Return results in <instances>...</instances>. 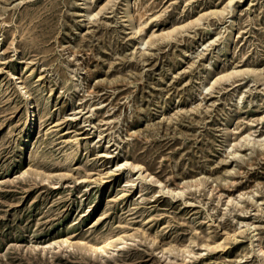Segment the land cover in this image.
<instances>
[{"label":"rangeland","instance_id":"1","mask_svg":"<svg viewBox=\"0 0 264 264\" xmlns=\"http://www.w3.org/2000/svg\"><path fill=\"white\" fill-rule=\"evenodd\" d=\"M259 247L264 0H0V264Z\"/></svg>","mask_w":264,"mask_h":264},{"label":"bare ground","instance_id":"2","mask_svg":"<svg viewBox=\"0 0 264 264\" xmlns=\"http://www.w3.org/2000/svg\"><path fill=\"white\" fill-rule=\"evenodd\" d=\"M25 88V87H24ZM23 96H24V99H25V102L28 104V108H32L34 109V105H33V102H32V98H31V95L30 93L28 92V90L25 88L23 90ZM31 111V110H30ZM31 114L34 115V110L31 111ZM36 116V115H35ZM251 137V136H249ZM260 138V137H259ZM252 140V139H251ZM254 142V140H253ZM259 252H264L263 249L261 247H259Z\"/></svg>","mask_w":264,"mask_h":264}]
</instances>
